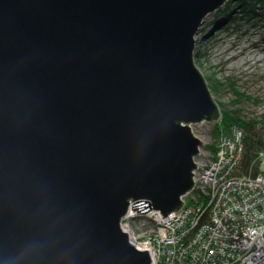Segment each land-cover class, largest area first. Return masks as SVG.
Returning a JSON list of instances; mask_svg holds the SVG:
<instances>
[{
    "label": "water",
    "instance_id": "95a60500",
    "mask_svg": "<svg viewBox=\"0 0 264 264\" xmlns=\"http://www.w3.org/2000/svg\"><path fill=\"white\" fill-rule=\"evenodd\" d=\"M228 1L0 0V264H150L119 221L193 187L179 124L220 115L195 37Z\"/></svg>",
    "mask_w": 264,
    "mask_h": 264
},
{
    "label": "rangeland",
    "instance_id": "374dc122",
    "mask_svg": "<svg viewBox=\"0 0 264 264\" xmlns=\"http://www.w3.org/2000/svg\"><path fill=\"white\" fill-rule=\"evenodd\" d=\"M237 1L240 0H229L219 11L207 16L196 37L194 63L205 79L220 115L215 123L203 122L191 126L194 137L204 145L198 147L199 153L193 158L194 164L197 165L195 176L192 178L194 184L192 189L181 197L183 208L169 215L173 216L181 210L189 209L187 220L191 222L197 210L201 219L194 232L203 226L208 229L215 216V202L210 203L209 189L213 196L227 194L228 185L235 180L238 186L235 194L232 192L231 196L232 202L239 208L236 218H231L234 222L229 225L236 229L237 236L234 242L220 238L222 242H226L224 246H220L227 250V254L223 256L226 263L254 264L256 254L264 252V149L256 153L255 160L243 171L247 131L234 125L227 131H221L217 137L212 134L214 125L221 121L222 108H238L242 110L245 119L254 118L259 121L256 133L264 145V15L253 17L247 13L242 20ZM225 15L230 18L235 16L236 20L227 28H223L226 23H222ZM239 96L243 98L238 101ZM232 101H235V104H232ZM224 142L231 144L234 151L230 153L227 150L221 156L220 151H225ZM212 146L214 148L210 149ZM207 169L211 170L210 181V174L204 175ZM204 185L208 186L205 191L202 189ZM253 198L257 200L259 210L255 208ZM235 200H238V203ZM150 215H156V212L153 214V210H150L148 213H136L129 221L134 239H138L136 248L144 250L148 247L145 242H148L155 251V254L149 256L150 264H170L164 258L167 249L162 243L155 241L152 231H149L151 226L147 221L152 220ZM162 216L161 214L160 217ZM167 216H163V219ZM143 223L145 224L142 228ZM142 231L145 233L144 238L138 235ZM191 232L192 230L187 239H184L185 242H180L181 245H189L187 251L207 253L210 250L208 246L218 248L216 238H213L209 231L204 232L202 237H199V234L192 236ZM205 242H208V246L203 251ZM188 258L186 263L190 261L193 264H209L207 259L194 254ZM216 258L223 261L222 254ZM183 262L185 263V260Z\"/></svg>",
    "mask_w": 264,
    "mask_h": 264
},
{
    "label": "built area",
    "instance_id": "2783aa9c",
    "mask_svg": "<svg viewBox=\"0 0 264 264\" xmlns=\"http://www.w3.org/2000/svg\"><path fill=\"white\" fill-rule=\"evenodd\" d=\"M224 141H226V140H224ZM223 145L225 146V151L224 152L220 151L221 156L227 150L230 153H233L234 150H233V146L231 144L227 145L224 142ZM208 173L210 174V177L208 176ZM204 175L208 176L209 181L211 180V170L210 169H207L205 171ZM263 180H264V177L262 178V181ZM206 185H204L202 187V189L204 191L207 190V188H208V186H206ZM237 186H238V184L236 183L235 180H233L232 184L228 185L229 190H228L227 194H218L215 196H213V194L210 192V189H209V194H210V199H211L210 203L215 202V207L213 209V215H215V216L212 218V221L210 223V227L208 229L205 226H203L194 232L195 226L198 224V222L201 219V214L199 213V211L196 210V214H195L193 220L191 222H188L187 216L190 213V210L188 209L186 211L181 210L180 212L176 213V215L171 216V217H173L171 221L167 220V222L169 223L168 225H169L170 229H172V230H168L167 236L165 235V237L160 238L158 236L157 230L152 231V234H153L155 241L158 240L159 244L162 243V245H164V248L167 249L166 250L167 253L165 254L164 258H165V260L168 261V263H170V264H189V263L193 264L190 261L188 263H186V260H188L189 259L188 257H190L191 255L194 254L198 257H202L204 259H207V262L209 264H215V263L228 264L224 261V258H223L224 254H227V250H226V248L224 249L222 246H220V244L224 246V244L226 243L225 241L222 242L223 240H221V239L228 240V241L231 240L232 242H234L235 237L237 236V234L235 233L236 229L232 228L229 225L232 222H234L231 220V218H236V216L238 215V208L239 207L234 205V203L232 202V196H231L232 192H233V194H235L234 191L237 189ZM237 201L238 200H235L236 203H238ZM253 201L255 203V208L259 210L260 208L257 205V200L255 198H253ZM150 216H152V215H150ZM163 220H165V219H163ZM147 222L150 223L151 222L150 219ZM155 222L157 223L158 221L156 220ZM145 223L142 224V228L144 227ZM187 223L189 225H186ZM174 224H176V225H174ZM173 226H177V227H174V229H173ZM154 227L156 228V226H154ZM191 230H192V232H191L192 236H194L195 234H199V237H202L204 232L209 231L211 233L212 237L216 238L215 242L218 244V248H215V249L211 248V246H208V242H205L204 243L205 245L203 246V251L206 248V246H208V248H210V250L207 253L206 252L201 253L199 251L198 252L187 251V248L189 247V245H186V244L181 245L180 242L181 241L185 242L184 239H187V236L189 235ZM173 231H174L175 235L178 234V236L174 238V240H175L174 242L169 240L170 237H173V235H172ZM145 244L148 245V247H150V249H152V247L149 245L148 242H145ZM219 254H222V260L223 261H220L218 258H216ZM184 260H185V263L183 262ZM254 264H264V252H258L256 254V259L254 260Z\"/></svg>",
    "mask_w": 264,
    "mask_h": 264
},
{
    "label": "trees",
    "instance_id": "16d2710c",
    "mask_svg": "<svg viewBox=\"0 0 264 264\" xmlns=\"http://www.w3.org/2000/svg\"><path fill=\"white\" fill-rule=\"evenodd\" d=\"M231 3V2H230ZM237 5L239 6V12L242 15V20H244V16L250 15V16H257L264 15V0H240L237 1ZM235 16L230 18L229 15L223 16L222 23H226V25L223 28L230 27L234 22L236 21ZM224 20V22H223ZM235 20V21H234ZM233 21V22H232ZM238 98V95H236ZM241 100V96H239ZM232 104H235V101L231 102ZM237 103V102H236ZM241 126L244 128L247 133L248 137L245 138V154L243 157L242 162V170L246 171L247 168H249L250 164L255 160L256 153L264 149V145L261 142L260 138H258V135L256 133V129L258 128V125H260L259 121L255 120L254 118L245 119V117L242 115L241 109H227L222 108L221 111V121L214 125L212 134L214 137L219 136V133L221 131H227L231 126ZM214 147H210V149H213Z\"/></svg>",
    "mask_w": 264,
    "mask_h": 264
},
{
    "label": "bare ground",
    "instance_id": "6f19581e",
    "mask_svg": "<svg viewBox=\"0 0 264 264\" xmlns=\"http://www.w3.org/2000/svg\"><path fill=\"white\" fill-rule=\"evenodd\" d=\"M235 1V0H234ZM204 23V22H203ZM203 23H202V25H203ZM202 25L200 26V28H199V30H198V34H199V32H200V30L202 29ZM197 34V35H198ZM197 35H196V37H197ZM196 37H195V43H196ZM194 52H195V48H194ZM193 52V53H194ZM193 57H194V54H193ZM259 61H260V59H259ZM193 66H194V68L199 72V74L202 76V74L200 73V71L198 70V68L196 67V65H195V63H194V58H193ZM205 80V79H204ZM206 82V81H205ZM210 93V92H209ZM210 96H211V94H210ZM203 123V122H202ZM196 124V123H195ZM194 123H180L179 125L180 126H188L189 128H190V132H191V126L192 125H195ZM192 133V132H191ZM192 135H193V133H192ZM193 137H194V135H193ZM206 147V146H205ZM195 173L196 172H194V170H193V172H192V174H193V177L195 176ZM140 201H146V200H140ZM135 202H138V201H129V204H128V207H127V212H126V215L119 221V226H120V228H121V230L124 232V233H126L127 234V237H128V243L130 244V245H133L135 248H136V246H138V239H134V234H132L133 232H132V230H131V225H130V223H129V221H130V219L132 218V214H135L136 215V208L135 209H132V205L135 203ZM185 204L187 205L188 204V202L186 201L185 202ZM183 205H184V203L183 204H181V207L180 208H183ZM151 210H153L152 208H151ZM150 211V210H149ZM148 212V211H147ZM154 212H156V215H152L151 217H152V220H151V222H150V228H149V231L151 230V231H153V230H157V232H158V236L160 237V238H162V237H165V235L167 236L168 235V230H172V229H170V227H169V223L167 222V220H172V218L173 217H171V215H168L167 216V218L165 217V220H163V216L162 217H160V215H161V212L160 211H158V210H153V214H154ZM140 219V218H139ZM158 221L157 223L155 222V221ZM156 223V224H155ZM158 225V226H157ZM154 226H156V228L154 227ZM154 227V228H153ZM158 228V229H157ZM173 229H174V226H173ZM148 230V229H147ZM138 235H142V237L141 238H144L145 236V234H144V232L142 231V233L140 232V233H138ZM173 237H170L169 238V240L170 241H172V242H174L175 240H174V238L175 237H177L178 236V234H176L175 235V233H174V231H173ZM158 241V240H157ZM141 247V246H140ZM136 249H138V250H143V248H136ZM144 250H146V251H148V254H149V256H151L152 255V253H154L155 251H153V249H150V248H144ZM170 250V249H169ZM155 254V253H154Z\"/></svg>",
    "mask_w": 264,
    "mask_h": 264
}]
</instances>
